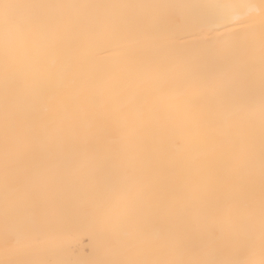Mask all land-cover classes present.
Instances as JSON below:
<instances>
[{
    "label": "snow or ice",
    "instance_id": "6c2138e0",
    "mask_svg": "<svg viewBox=\"0 0 264 264\" xmlns=\"http://www.w3.org/2000/svg\"><path fill=\"white\" fill-rule=\"evenodd\" d=\"M0 264H264V0H0Z\"/></svg>",
    "mask_w": 264,
    "mask_h": 264
}]
</instances>
